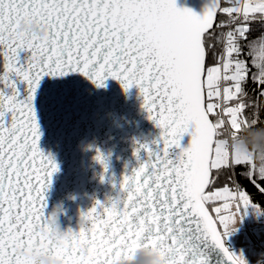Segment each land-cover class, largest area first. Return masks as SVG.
I'll return each mask as SVG.
<instances>
[{
	"label": "snow or ice",
	"instance_id": "snow-or-ice-1",
	"mask_svg": "<svg viewBox=\"0 0 264 264\" xmlns=\"http://www.w3.org/2000/svg\"><path fill=\"white\" fill-rule=\"evenodd\" d=\"M28 22L46 39L18 34ZM255 25L264 26V0H208L202 15L176 0H0V264H33L25 254L132 264L140 251L162 264H207L208 242L228 264H247L225 239L241 209H259L236 170L264 194V31L249 39ZM69 73L97 87L109 77L124 91L136 87L161 134L155 149L134 148L145 159L117 195L55 240L44 192L58 166L39 147L33 101L43 77Z\"/></svg>",
	"mask_w": 264,
	"mask_h": 264
},
{
	"label": "water",
	"instance_id": "water-1",
	"mask_svg": "<svg viewBox=\"0 0 264 264\" xmlns=\"http://www.w3.org/2000/svg\"><path fill=\"white\" fill-rule=\"evenodd\" d=\"M207 3L208 0H176L177 7H187L198 15L203 14ZM33 104L40 131L39 147L58 166L44 192V213L50 216L59 208L56 220L60 231L70 228L77 232L81 213L96 201L114 198L123 176L143 162L146 154L141 151L138 160L134 148L149 144L155 149L157 145L152 142L159 138L161 129L147 118L139 90L133 87L124 91L121 83L110 77L104 87H97L80 73L45 76ZM190 142L191 129L182 136L181 147L190 146ZM97 149L105 157L106 172L94 159ZM202 248L207 264H228L223 252L211 242Z\"/></svg>",
	"mask_w": 264,
	"mask_h": 264
},
{
	"label": "rangeland",
	"instance_id": "rangeland-1",
	"mask_svg": "<svg viewBox=\"0 0 264 264\" xmlns=\"http://www.w3.org/2000/svg\"><path fill=\"white\" fill-rule=\"evenodd\" d=\"M241 214L243 219L233 226L241 248L232 252L242 256L245 254L247 264H256L264 260V209L260 205L259 209L249 206L246 210L241 209ZM229 245L231 246L230 242Z\"/></svg>",
	"mask_w": 264,
	"mask_h": 264
},
{
	"label": "clouds",
	"instance_id": "clouds-1",
	"mask_svg": "<svg viewBox=\"0 0 264 264\" xmlns=\"http://www.w3.org/2000/svg\"><path fill=\"white\" fill-rule=\"evenodd\" d=\"M17 33L28 34L37 41H43L47 37V32L43 27H37L31 22L19 24L17 27ZM59 211V208L54 209L52 215L56 217ZM62 233L63 232H61L60 229H53L48 235L52 239L59 240L62 238ZM25 255L26 258L33 262V264H57L56 260L44 255ZM132 264H162V260L158 253H145L144 251H140L135 255Z\"/></svg>",
	"mask_w": 264,
	"mask_h": 264
},
{
	"label": "trees",
	"instance_id": "trees-1",
	"mask_svg": "<svg viewBox=\"0 0 264 264\" xmlns=\"http://www.w3.org/2000/svg\"><path fill=\"white\" fill-rule=\"evenodd\" d=\"M222 18V17H219ZM261 31H264V26L261 25H255L253 28L252 33L249 35V39H253L254 37L258 36L259 33ZM247 48H245V55L243 58L248 59L249 60V64H251V58L247 56ZM251 88L252 86L249 85V90H250V95H251ZM261 119H264V114H262ZM247 137V140L251 143V142H256V138L253 136H247V134H244ZM244 169L241 167L239 169L236 170V179L239 181V183L243 186L244 189L247 190V192L251 195L252 199L254 202L258 203L263 209H264V194H260L257 189L248 182V180L244 179L243 176H240L239 173L241 171H243ZM223 181L220 182V184H218L217 186H222L223 185ZM214 215V213H213ZM226 245L227 247L230 249V251L232 252L233 249L230 248L229 243L227 241V239H225ZM264 264V262H263Z\"/></svg>",
	"mask_w": 264,
	"mask_h": 264
},
{
	"label": "crops",
	"instance_id": "crops-1",
	"mask_svg": "<svg viewBox=\"0 0 264 264\" xmlns=\"http://www.w3.org/2000/svg\"><path fill=\"white\" fill-rule=\"evenodd\" d=\"M237 234H234V232H232L231 235H229L227 237L228 241L230 242L231 246L230 248L233 249V250H236L238 251L237 249L241 248V245L239 244L238 240H237V237H236ZM228 242V243H229ZM243 257L246 258V255L243 254ZM264 260H261L259 262H257L256 264H263Z\"/></svg>",
	"mask_w": 264,
	"mask_h": 264
}]
</instances>
